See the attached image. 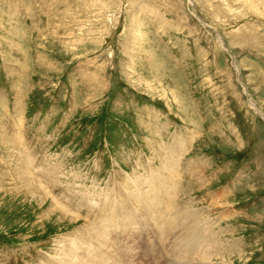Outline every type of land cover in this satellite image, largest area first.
Wrapping results in <instances>:
<instances>
[{"label":"rangeland","instance_id":"1","mask_svg":"<svg viewBox=\"0 0 264 264\" xmlns=\"http://www.w3.org/2000/svg\"><path fill=\"white\" fill-rule=\"evenodd\" d=\"M4 263L264 264V0H0Z\"/></svg>","mask_w":264,"mask_h":264},{"label":"bare ground","instance_id":"2","mask_svg":"<svg viewBox=\"0 0 264 264\" xmlns=\"http://www.w3.org/2000/svg\"><path fill=\"white\" fill-rule=\"evenodd\" d=\"M249 103L252 105V106H254V103L252 102V101H250L249 100ZM24 167V166H23ZM176 167V166H175ZM55 171V170H54ZM160 174V173H159ZM20 178V177H19ZM23 179V178H22ZM190 179V178H189ZM25 181V180H24ZM53 182V181H52ZM31 184V183H30ZM24 185V184H23ZM32 186V185H31ZM26 187V186H25ZM30 191V190H29ZM154 191V190H153ZM29 194V193H28ZM115 195V194H114ZM74 196V195H73ZM81 198H82V196H81ZM118 198V197H117ZM138 198H139V196H138ZM72 199V198H71ZM124 199V198H123ZM176 202H178V201H176ZM96 203V202H95ZM80 205V204H79ZM169 207V206H168ZM105 209V208H104ZM189 214H190V212H189ZM192 215V214H191ZM89 216V215H88ZM161 218V217H160ZM196 220V219H195ZM152 221V220H151ZM119 223V222H118ZM131 223V222H130ZM195 223V222H194ZM166 224V223H165ZM206 224V223H205ZM167 226V225H166ZM187 226H188V224H187ZM190 226V225H189ZM118 227V226H117ZM185 227V226H184ZM189 228V227H188ZM199 228V227H198ZM87 230V229H86ZM184 230H186V229H184ZM130 231V230H129ZM186 231H188V230H186ZM193 231H195V230H193ZM190 232V231H189ZM188 232V233H189ZM181 233V232H180ZM213 233V232H212ZM71 234V233H70ZM191 234V233H190ZM195 234H196V232H195ZM80 235V234H79ZM104 235V234H103ZM171 236V235H170ZM115 237V236H114ZM184 238V237H183ZM192 237H191V235L190 236H188V238H187V240H188V242H190V243H193V241H192V239H191ZM196 238H198V237H196ZM185 239V238H184ZM77 240V239H76ZM73 242V241H72ZM173 242V241H172ZM188 242H186V243H188ZM117 243V242H116ZM116 243H114V242H112L111 243V246H114V244L116 245ZM186 243H184V245L186 244ZM169 244V243H168ZM183 244V243H182ZM181 244V245H182ZM135 245V244H134ZM83 247V246H82ZM86 248V247H85ZM112 248H114V247H112ZM203 248V247H202ZM88 249V248H87ZM188 249V248H187ZM84 250V249H83ZM90 250V249H89ZM189 250V249H188ZM191 250V249H190ZM87 255V254H86ZM81 256H83V255H81ZM181 256V255H180ZM98 257V256H97ZM4 258V257H3ZM208 258V257H207ZM88 259V258H87ZM89 261H90V259H88ZM51 262V261H50ZM177 262V261H176ZM89 263V262H88ZM4 264H6V263H4Z\"/></svg>","mask_w":264,"mask_h":264}]
</instances>
